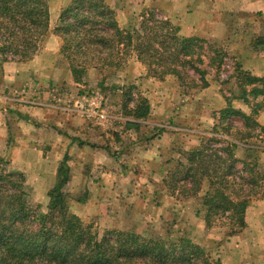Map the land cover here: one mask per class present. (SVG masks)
I'll return each instance as SVG.
<instances>
[{"label":"trees","instance_id":"1","mask_svg":"<svg viewBox=\"0 0 264 264\" xmlns=\"http://www.w3.org/2000/svg\"><path fill=\"white\" fill-rule=\"evenodd\" d=\"M155 15L148 10L138 28H121L115 10L105 0H71L60 11L54 32L61 40L59 54L72 82L85 86L86 77L94 71L100 77L97 90L106 94L107 80L118 78L131 58L144 67L148 78L159 82L168 76L175 78L184 94L191 88H207L209 73L195 51L197 42H206L180 36L177 26ZM49 17L48 0H0V61L31 60L49 33ZM222 57L234 60L217 48L207 64L215 77ZM235 74L239 94H233L230 87V98L225 96L227 107L218 112L209 136H203L198 146L170 157L161 182L176 202H195V215L206 229L221 228L227 239L245 231L248 208L255 201H264V169L259 161L264 150L251 142H264V126L254 119L257 111L245 114L231 106V98L247 103L249 97L261 95L262 90L254 85L263 80L238 66ZM215 77L211 79L216 81ZM116 89L112 87L113 92ZM123 94L125 115L134 121L146 119L148 101L142 96L134 100L130 92ZM232 117L243 121V129L227 122ZM70 179L65 156L48 190L47 206L33 205L24 172L11 168L0 152V264H220L207 255L205 247L185 237L173 238L168 232L163 236L154 229L144 231L131 225L105 228L100 235L93 221L71 210L72 203H83L86 198L66 189Z\"/></svg>","mask_w":264,"mask_h":264},{"label":"crops","instance_id":"2","mask_svg":"<svg viewBox=\"0 0 264 264\" xmlns=\"http://www.w3.org/2000/svg\"><path fill=\"white\" fill-rule=\"evenodd\" d=\"M107 1L115 10L121 28L132 27L136 23L135 17L152 10L177 26L180 36L204 41L212 39L237 57L242 71L263 80L254 85L262 89V94L250 100L255 104L264 103V0ZM61 2L63 7L70 0ZM49 15L50 29H53L57 20L53 21L56 14L53 17L51 8ZM44 40L40 52L27 62L0 61V152L13 169L24 172L27 184L33 187V201L43 206L48 204V190L54 185L58 167L66 156L71 171L66 189L76 197L87 195L83 197L86 198L83 203L71 205V210L81 218L100 216L103 220L110 219L114 209L128 196L157 207L153 182L162 173V166L164 169L163 153L173 140L171 133L163 131L162 135H155L157 132L149 130L146 136L128 124L137 123L138 128H143L140 124L146 121L142 120L116 123L114 117L105 114L106 100L101 93L84 96L86 94H80L79 86L69 75L60 74V69L55 66L59 52L57 38L51 35ZM143 69L133 71V83L136 86L142 83V88L156 87L159 82L143 78ZM165 79L173 81L171 76ZM215 84L222 86L219 81ZM217 87L209 84L199 94V97H207L213 93V105L204 104L203 119L210 111L206 107H224ZM251 88L247 87V90ZM169 94L167 92V97L156 98L152 103L150 100L149 115L152 118L149 125H162L163 117L152 116L159 111L165 115L164 119L172 118L169 114L175 98ZM236 105L246 104L236 102ZM188 111L187 118L180 115L183 124L190 120ZM257 120L264 126V107ZM191 131L203 134L200 130ZM192 138L188 141L189 147L199 143L198 137ZM261 156L264 169V152ZM96 169L99 176L93 174ZM248 211V219L250 213L253 219L251 235L256 239H252L255 248L252 247L251 252L247 249L246 256L249 264H264V201H257L247 214ZM258 216L262 218L260 222Z\"/></svg>","mask_w":264,"mask_h":264},{"label":"rangeland","instance_id":"3","mask_svg":"<svg viewBox=\"0 0 264 264\" xmlns=\"http://www.w3.org/2000/svg\"><path fill=\"white\" fill-rule=\"evenodd\" d=\"M108 4V1L105 0ZM71 2V0H70ZM70 2H68L65 6L61 7V0H48L49 8H51L52 15L56 14L54 17V20H57L55 26L53 29H50V23H49V33L47 36H55L58 40L59 43V50L61 48V40L55 35L54 29L56 28L58 24V19H59V14L60 11L66 7ZM109 5V4H108ZM110 6V5H109ZM111 7V6H110ZM114 10V9H113ZM116 14V13H115ZM141 13L135 20V24L132 27L138 28L139 22L141 20L140 17H142ZM155 16L158 19H163L162 16L155 12ZM140 18V20H138ZM46 36V37H47ZM45 41V40H44ZM43 41V42H44ZM42 42V44H43ZM204 42H197L195 46V51L197 54L201 57L202 62H204V65L201 66L199 63H197V66L204 67V69L209 73L207 76V80L209 84H212L214 87H217L218 85L215 84V80L213 79L215 75L213 74V69H210L207 67V64H209V61L211 58L215 57V50L219 48V44L215 43L212 39ZM38 50L37 53L40 52L41 46ZM36 53V54H37ZM228 53V52H227ZM229 54V53H228ZM230 57H233V59L225 58L221 60V64L219 66V73H217V78L216 81H219L222 86L217 87V91L219 95L222 96L223 102H224V107L221 109L215 108V106H210L206 107L210 109L208 116H205V119L203 117L201 118V114L203 111L204 104L205 103H212L213 105V93H210V96L207 97H199V94H201L204 89L202 90H192L189 89L186 91L188 94H184L182 91L183 89L179 87V83L175 78H173L172 82L166 81L164 79L163 81H157L159 82L156 87H143L142 88V83H139V86H136L133 81H134V73L133 71L139 70L141 71L142 68L140 67L135 59H129L126 64V68L123 73H119L118 78L112 77L109 78L106 82L107 87L109 88V91L106 92V94L100 92L97 90V83L98 79L100 78L98 74H96L94 71H90L88 76L86 77V84L85 86H79V92H82V90L90 91L89 94H86L87 96L93 95L92 93H101V95L104 96L106 100V112L105 114L108 115V117L115 118L116 123H121L124 120L132 119L131 117L125 115L123 112V102L124 99L123 92H130L132 95V98L135 100L137 96H142L144 97L150 106V100L151 103L152 101L154 102L156 98H164L167 97L165 94L168 92L171 93L169 94L171 98H175L173 103V110L170 111L169 116L172 118L170 119H164L165 115H161L159 111L157 114H154L152 116L155 117H163V121L160 122L162 125L157 124L156 126L150 127L149 125V119L152 117L148 115V117L144 120L143 122L146 121L143 124H140L143 126V128H138L139 133L148 136V131L151 130L152 132H157L154 133L155 135H162L161 133L163 131L171 133V143L167 147V150L163 153V158L164 162H166L170 157L176 156L178 152L180 151H188L191 148H194L193 146L189 147L188 141H192V137H198L199 141L203 136H209V132L211 131L213 125L216 123L215 118L218 117V112L220 110H224L227 107L226 101H225V96L226 98H230L231 92H230V87L232 90L234 89V93L238 95V89L239 87L237 79L235 78V69L238 66L241 70V65L240 61L237 59L235 55L229 54ZM197 58V57H195ZM55 66L60 69V74H65L68 75L67 69L68 65H66V61L63 59L62 56H60L59 52L55 58ZM223 62V63H222ZM236 63V64H235ZM206 65V66H205ZM200 67V68H201ZM242 71V70H241ZM133 73V74H132ZM142 73H144V77L146 79H150L146 76V71L143 69ZM190 77H195V73L189 72ZM137 76V73H136ZM211 77H213L211 79ZM239 79V78H238ZM168 82V83H167ZM222 82H228V85L222 84ZM241 84V83H240ZM116 86L115 92L112 91V87ZM156 89L154 92L151 91L152 89ZM247 90V88H246ZM260 90H262L260 88ZM71 92H69L70 94ZM85 93V92H84ZM123 94V95H122ZM153 94L150 99L147 98V96ZM84 95V96H86ZM233 97V96H232ZM252 98V97H251ZM247 99V103H245L242 99H232V104L231 106L239 110L245 114H251L252 111H257V115L254 116V119H258L259 114L263 110L264 103L259 102V103H254L253 100ZM64 99V98H63ZM187 100V101H186ZM236 102H242L245 103L246 105L238 106L236 105ZM187 104V105H186ZM133 105V102L130 103V106ZM155 109V108H154ZM156 110V109H155ZM154 110V111H155ZM189 113L190 120H188V124L184 123L182 117L180 115L184 114V116L187 115L186 111ZM151 113V106H150V111L149 114ZM139 121V120H138ZM189 121H191L189 123ZM148 122V123H147ZM235 129H243V121L240 118H229L227 120ZM206 125V128L203 127V125ZM149 125V126H148ZM186 130H183V129ZM188 130H194V131H202V135L195 134L196 132L193 131H188ZM191 139H190V138ZM261 137L264 140V132L261 133ZM252 143H255V145L258 148H262L264 150V142L261 140H251ZM199 144V143H198ZM198 146V145H196ZM195 146V147H196ZM238 153L242 154V151H239ZM263 153V152H262ZM259 153V161L260 164L262 163V156ZM5 156V155H4ZM11 166V164H10ZM262 166V165H261ZM12 168V167H11ZM263 168V166H262ZM166 167L163 166L161 167V172L156 180H154V189L157 192V198L155 200H158L157 207L154 205L149 206L148 204L146 205L145 203H141L140 200H135L133 197H126L123 198L121 201V204L119 207L114 209V216L110 219L103 220L100 216L99 217H93V218H83L86 221H93L100 229L99 234L101 235L103 230L105 228H126L131 225L137 226L141 230H146V229H154L155 231L159 232V234L165 236L167 232L172 235L173 238H178V237H185L189 240H191L193 243L200 245L202 247H205L207 255L209 254L212 258V260H219L220 264H249V259L246 256L247 249L248 251L253 247V242L252 239L253 236L251 235V223L253 219H251V213H250V218L248 219L249 216V211L247 214V228L245 231H243L240 235L232 237L230 239H227L224 236V230L221 228H213V229H206L204 222L201 220V218L196 217L195 215V210H196V203L195 202H186V203H181V202H176L165 190L164 186L162 187L161 182L162 179L165 177L166 173ZM138 170V168H136ZM17 171L21 172V169H18ZM23 172V171H22ZM98 170H94L93 174L95 176L98 175ZM96 180V179H95ZM126 184V181H125ZM30 187V200L33 203V205H39L41 207H46L47 205L43 206L41 203H37L33 201V187L29 185ZM118 190L117 186L115 188ZM137 189V187L135 188ZM85 197H87L86 194H84ZM83 195L81 197H84ZM163 200V201H162ZM263 201V200H258ZM257 201L253 202L256 203ZM251 205V206H252ZM251 206L249 208H251ZM248 208V210H249ZM76 213V212H74ZM262 219L261 217L258 216L257 221L260 222ZM250 220V222H249ZM255 220V218H254ZM248 247H247V246ZM255 248V246L253 247ZM252 248V249H253ZM251 252V251H249ZM263 255V254H261ZM258 260V259H257Z\"/></svg>","mask_w":264,"mask_h":264},{"label":"built area","instance_id":"4","mask_svg":"<svg viewBox=\"0 0 264 264\" xmlns=\"http://www.w3.org/2000/svg\"><path fill=\"white\" fill-rule=\"evenodd\" d=\"M87 96V95H86Z\"/></svg>","mask_w":264,"mask_h":264}]
</instances>
